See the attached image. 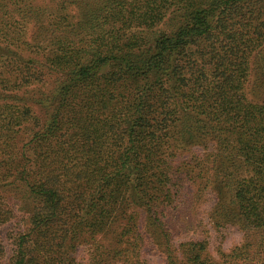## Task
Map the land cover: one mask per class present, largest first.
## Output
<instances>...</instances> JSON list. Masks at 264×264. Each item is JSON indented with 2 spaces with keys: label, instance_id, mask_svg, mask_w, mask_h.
I'll return each mask as SVG.
<instances>
[{
  "label": "trees",
  "instance_id": "trees-1",
  "mask_svg": "<svg viewBox=\"0 0 264 264\" xmlns=\"http://www.w3.org/2000/svg\"><path fill=\"white\" fill-rule=\"evenodd\" d=\"M57 1L78 38L0 0V264H147L153 237L168 264H218L167 225L222 177L225 220L260 238L264 0Z\"/></svg>",
  "mask_w": 264,
  "mask_h": 264
},
{
  "label": "rangeland",
  "instance_id": "rangeland-1",
  "mask_svg": "<svg viewBox=\"0 0 264 264\" xmlns=\"http://www.w3.org/2000/svg\"><path fill=\"white\" fill-rule=\"evenodd\" d=\"M33 3L43 6L42 9L44 11V16L42 15L43 19L37 21L35 26H42L44 30L47 27L53 30L61 27L62 30L52 32L53 37L57 36V33L60 35L66 31V34L72 36V38H78L77 32L71 31L73 26H76L75 22L77 20V11H75L74 7L68 8L67 12L69 14L68 17L72 20L63 21L60 19L61 22L58 24V15L60 12L56 5V3H58L57 0H33ZM43 46L45 47V45ZM193 149L196 153L209 152L210 147L202 148L201 146H196ZM191 154H193V152ZM191 154L182 155L179 160H187L190 158ZM221 180V185L218 189L214 191L209 189L205 190L204 194L197 200L194 199L191 205L180 208L179 214L176 208H170L171 211L169 212L175 210L174 213L170 215V217L174 219L173 223L171 222L167 225V228L170 230L169 233L172 234V242L178 245L179 241H182V239L186 241L190 238L197 239L207 237L210 240L208 250L218 264H222L223 261L221 254L230 256L232 251H239L243 246L251 243V252L248 253V264H264V248L257 253L255 246H253L264 233L258 236L260 238H257L255 235L257 231L251 232L249 228H245L244 230L243 226L240 227V224L236 223L235 220L232 221L233 217L225 220L223 212L225 214V202H228L229 196L226 193L227 187L223 184V177ZM193 188L194 187L185 184L183 191L186 194ZM218 202L220 203L221 209H223L222 213H220V217L214 214L215 208L219 204ZM219 218H221V221H218L220 223L217 222ZM157 238L158 237H153V242L151 240L152 243L150 242L144 247L142 257L147 260V264H168L165 259V254L163 253L164 246H160L156 243ZM236 248H238V250ZM85 249H88V246H86ZM258 249L259 248H257V250ZM253 251L256 252V255ZM84 257H86V254L82 251L79 259L82 260Z\"/></svg>",
  "mask_w": 264,
  "mask_h": 264
}]
</instances>
